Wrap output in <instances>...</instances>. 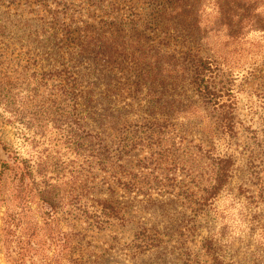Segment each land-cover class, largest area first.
Segmentation results:
<instances>
[{
	"label": "rangeland",
	"instance_id": "obj_1",
	"mask_svg": "<svg viewBox=\"0 0 264 264\" xmlns=\"http://www.w3.org/2000/svg\"><path fill=\"white\" fill-rule=\"evenodd\" d=\"M262 11L0 0V264H264ZM196 55L221 68L232 133L198 90ZM180 64L159 100L173 106L148 112L143 71L176 78ZM218 156L233 164L212 198Z\"/></svg>",
	"mask_w": 264,
	"mask_h": 264
},
{
	"label": "trees",
	"instance_id": "obj_2",
	"mask_svg": "<svg viewBox=\"0 0 264 264\" xmlns=\"http://www.w3.org/2000/svg\"><path fill=\"white\" fill-rule=\"evenodd\" d=\"M178 2L179 0H175ZM181 6H173L172 10L180 13ZM258 12V5L254 4L249 7L247 13L240 17L244 25L242 29L246 27L252 28L256 26V14ZM264 15V11L259 12ZM239 18V17H238ZM240 21V25L242 23ZM142 54V53H141ZM138 56H136L137 58ZM138 60L145 61V56H139ZM190 68L194 73L195 78L198 80V90L202 94L203 98L210 103V105L218 111V124L225 133H232L233 123H232V94L230 90L224 88H217L215 79L220 73L219 66L216 64L215 60L210 57L202 56H192L189 59ZM186 66V65H185ZM184 64H180V68H175L177 72V77L174 78V70L169 73H165L158 66L152 67L151 69H146L140 76L139 82L135 89L140 93H144L145 102L147 104L148 112H162L163 106L171 108L173 106V100H168L164 105L159 103L161 96L164 95L165 90L176 91L179 88V75L178 73H184L187 69ZM174 68V67H173ZM167 79V82L165 81ZM159 91V92H157ZM232 159L229 156H218L215 161V168L213 172V184L207 190L212 198L216 197L217 194L225 187L230 177V169L232 166Z\"/></svg>",
	"mask_w": 264,
	"mask_h": 264
}]
</instances>
